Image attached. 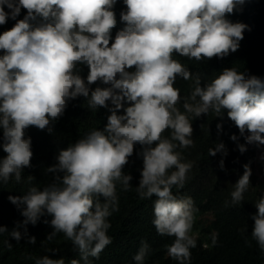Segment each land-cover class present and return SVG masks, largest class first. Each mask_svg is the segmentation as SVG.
<instances>
[{
    "label": "clouds",
    "instance_id": "obj_1",
    "mask_svg": "<svg viewBox=\"0 0 264 264\" xmlns=\"http://www.w3.org/2000/svg\"><path fill=\"white\" fill-rule=\"evenodd\" d=\"M117 2L0 0V26L8 19L16 21L0 33V149L6 154L0 159V183H19L22 171L32 167L29 127L51 133L50 125L80 97L89 109L110 113L103 129H93L59 150L56 163L46 169L53 183L8 196L24 219L10 232L0 226V233L8 232L19 242L29 224L51 217L43 220L53 229L46 239L62 233L80 256L68 264H91L89 258L98 259L112 243L109 218L119 210L117 185L130 190L133 176L124 168L139 145L142 169L135 191L140 199L156 197L152 223L158 235L174 238L166 246L167 255L176 264H190L197 209L190 196L177 197L172 189L184 188L193 163L185 162L177 149L194 146L192 119L210 112L221 120L226 113L246 144L264 146V78L224 68L202 84L199 75L194 78L174 57L201 62L236 52L248 25L227 16L246 0H123L120 21L125 26L113 39ZM22 9L26 15L17 19ZM80 66L87 68L86 77ZM178 77L194 79L190 95L181 97L175 86ZM97 82L104 87L91 88ZM216 127L222 131L221 123ZM230 138L238 140L236 135ZM238 149L247 150L245 144ZM217 153L227 155L223 143L208 150L209 156ZM219 166L223 170V159ZM243 167L230 193L232 205L241 204L250 186L251 168ZM254 206L251 236L264 251V195ZM27 242L35 244L36 238L28 236ZM147 253L142 242L135 264H144ZM35 264H65V259L45 255Z\"/></svg>",
    "mask_w": 264,
    "mask_h": 264
},
{
    "label": "trees",
    "instance_id": "obj_2",
    "mask_svg": "<svg viewBox=\"0 0 264 264\" xmlns=\"http://www.w3.org/2000/svg\"><path fill=\"white\" fill-rule=\"evenodd\" d=\"M125 7L123 0H118L113 9L117 19V25L111 33L113 39L116 32L125 26L120 21V12L125 10ZM5 11L9 10L5 7ZM25 15L26 10L22 9L17 19H23ZM227 19L248 25L236 52L223 59L213 58L201 62L174 57L192 72L194 78L199 75L202 84L210 82L224 68H236L239 72L264 78V0H246L245 4L238 7L234 14L227 16ZM15 22L8 19L5 25L0 26V33L10 29ZM80 67L81 75L86 77L87 68ZM97 86L104 87L97 82L91 85V88ZM175 86L180 89L183 98L190 95L195 87L194 79L185 81L178 77ZM177 107L181 112L184 111L182 104ZM109 114L104 108L89 109L87 100L80 97L70 101L64 115L50 125L51 133L47 129L39 130L34 126L26 130V136H30L32 140V167L22 171L19 183L14 179L8 183H0V226H6L10 232L24 219L20 210L8 200V196H21L31 186L43 189L53 183V175L46 169L56 163L59 150L75 143L93 129H103ZM218 123L223 126L220 132L216 127ZM192 126L194 146L177 151L182 153L185 162H192L193 167L188 173L184 188L172 189L177 197L190 196L193 199L197 211L194 213L192 229L200 224L204 229V233L198 237L190 233L196 240V247L191 249L190 264H264V251H261L251 236L254 221L250 217L257 211L254 203L264 195V180L257 174L256 149L246 144L226 113L221 120L215 113L210 112L207 116L192 119ZM164 135L167 137L170 132L166 131ZM232 135H236L238 140L233 141L230 138ZM217 143L225 145L226 156L222 153L209 156V148H214ZM239 144H245L247 150L241 153ZM262 149L264 151V146ZM139 151L140 146L136 145L133 156L124 168L125 173L133 176L130 190L123 191L121 185H117L119 210L109 218L111 228L108 235L112 238V243L106 246L98 259L90 257L91 264H135L133 257L142 242L148 245L144 264H176V261L167 255L166 249L174 238L158 235L152 223L153 202L156 197L140 199L135 191L142 169V159L136 155ZM5 155L0 149V159ZM222 159L223 170L219 166ZM245 164H248L252 171L250 186L244 193L241 204L232 205L230 193L234 190L233 185L243 175ZM29 176L34 179L29 181ZM204 214L212 215L208 224H203L201 217ZM44 219L50 220L51 217H42L35 226L29 224L27 236L19 242L12 239L8 232L0 233V264H35L37 258L45 255L54 259L63 257L65 264L71 259H80L79 252L62 233L52 240L46 239L53 229L49 224L43 223ZM20 231L23 233L24 229L20 228ZM28 236H34L36 243L29 244ZM213 236L216 237L215 244L212 242ZM9 243L11 247L8 246ZM52 250L57 253L53 254Z\"/></svg>",
    "mask_w": 264,
    "mask_h": 264
},
{
    "label": "rangeland",
    "instance_id": "obj_3",
    "mask_svg": "<svg viewBox=\"0 0 264 264\" xmlns=\"http://www.w3.org/2000/svg\"><path fill=\"white\" fill-rule=\"evenodd\" d=\"M256 149L257 154V174L258 176L264 180V159H261V156L264 155V151L262 149V146L257 147L256 145H251ZM203 224H208V221L212 219L211 214H204L202 217ZM192 233L194 237L201 236L204 233L203 226L200 224L198 226H195L194 229H192Z\"/></svg>",
    "mask_w": 264,
    "mask_h": 264
}]
</instances>
